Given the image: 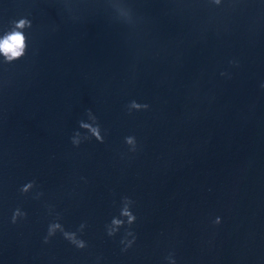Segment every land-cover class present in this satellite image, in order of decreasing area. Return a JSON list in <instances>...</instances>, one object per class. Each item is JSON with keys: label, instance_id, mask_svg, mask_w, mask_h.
I'll return each instance as SVG.
<instances>
[{"label": "water", "instance_id": "95a60500", "mask_svg": "<svg viewBox=\"0 0 264 264\" xmlns=\"http://www.w3.org/2000/svg\"><path fill=\"white\" fill-rule=\"evenodd\" d=\"M22 17L26 56L0 57V264H264V0H0V34ZM87 109L104 143L77 147ZM124 196L127 251L105 228ZM57 214L85 249L43 242Z\"/></svg>", "mask_w": 264, "mask_h": 264}, {"label": "clouds", "instance_id": "9594fccd", "mask_svg": "<svg viewBox=\"0 0 264 264\" xmlns=\"http://www.w3.org/2000/svg\"><path fill=\"white\" fill-rule=\"evenodd\" d=\"M207 2L214 6H220L222 4V0H207ZM113 6L121 18L125 19L129 23L132 21V12L130 8L124 7L120 4H114ZM31 28L32 21L27 17L9 21L8 27L2 32V34H0V57L3 58L4 64H12L26 56L29 47V37L26 35V32ZM221 75H224V73H221ZM261 83L262 86H264V81ZM148 108V104H140L135 100L131 101L127 105L129 115H131L133 110L141 111L147 110ZM86 115L91 123L81 120L79 121V128L85 130L88 135L82 136L80 131H76L71 138L72 144L78 147L82 140H89L91 138H95V140L99 143H104V136L101 134L102 130L98 122V118L93 114L91 109L86 110ZM124 139L125 144L128 146V151L133 153L136 152L138 145L135 136H126ZM36 187V181L32 180L22 185L19 191L22 196H26ZM42 195V192H37L33 199H39ZM134 203L135 202L130 197H122L119 216H114L111 219V222L105 226L106 233L109 237L115 236L122 227L125 228L124 238L120 241V243L124 245L121 249L122 251H127L136 240L134 232L131 231V226L137 219L136 215H134L131 210ZM49 214H51V212ZM26 218L27 213L22 211L20 207H17L13 210L11 223L16 224L19 220ZM60 220L61 217L57 214L56 218L49 223L47 234L45 235L43 242L45 244L49 243L52 237H54L57 233H60L65 240L75 246L78 250L85 249L87 247V242L81 239L77 233H82L86 224L81 223L77 231H68L64 228L63 224L60 223ZM219 223L220 218L217 217L214 224ZM129 236L132 237L131 240L127 239ZM174 255V253H169V255L165 258L168 261V264H176Z\"/></svg>", "mask_w": 264, "mask_h": 264}]
</instances>
